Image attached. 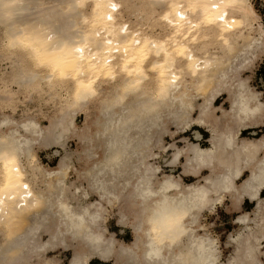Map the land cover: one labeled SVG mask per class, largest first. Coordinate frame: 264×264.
<instances>
[{"label":"bare ground","instance_id":"1","mask_svg":"<svg viewBox=\"0 0 264 264\" xmlns=\"http://www.w3.org/2000/svg\"><path fill=\"white\" fill-rule=\"evenodd\" d=\"M0 52L21 67L2 78L0 113L19 102L13 83L60 101L45 125L1 115L0 264L68 252V264H264V101L244 78L264 28L251 0H0ZM194 126L208 147L165 145ZM52 149L46 168L37 152ZM171 151L178 177L152 163ZM226 205L241 230L222 263L202 216ZM109 207L131 243L109 230Z\"/></svg>","mask_w":264,"mask_h":264},{"label":"rangeland","instance_id":"2","mask_svg":"<svg viewBox=\"0 0 264 264\" xmlns=\"http://www.w3.org/2000/svg\"><path fill=\"white\" fill-rule=\"evenodd\" d=\"M134 4H139L140 0H131ZM137 1V2H136ZM251 4L254 7V10L256 11V15L258 17V24L260 23L263 25L264 28V0H251ZM128 13V14H127ZM132 14L130 12L125 13V19L135 22L136 18L131 17ZM129 18V19H128ZM160 31V30H159ZM11 57V56H10ZM17 57V56H16ZM19 58V57H18ZM18 58H7L4 57L3 53L0 52V84H4L3 79L4 77L10 78L13 72H16V70L20 69V65L17 63ZM246 79H250L249 85L255 89L258 93L261 92V99L264 101V56L262 59L255 64L254 69L251 71H248L245 74ZM11 89L13 91L12 96L18 100L17 106L12 109L8 106H5L0 113V119L2 118L1 115H7L8 117H11L16 120H21L22 118L25 117H37L39 121H41L44 125L47 122V117L48 115H52L53 110L56 111L57 109L60 108L59 100L56 102H53L52 100H49L47 95H44L41 98V94L37 92H31L28 97H24L22 93H20V88L19 85L17 84H10ZM225 103V100L223 98H220L219 101L216 103L217 106H223ZM226 109L228 106L226 105ZM46 120V121H45ZM85 124V115L81 113L76 120V125L77 128L81 129L84 127ZM196 127V128H195ZM175 130V129H173ZM262 130V132H261ZM198 132H201L202 138L198 139L197 135ZM254 131H245L244 135L248 137H253L252 133ZM264 127L257 129L256 133L257 136L264 135ZM173 135L168 134L165 139L164 143L165 145L169 146L171 144L177 143L179 147H184L186 143L183 141H190L191 143H199L203 147H208L209 143V134L205 132V130H201L197 126H194L192 129L187 130L185 133H179L176 137H172ZM182 141V142H181ZM67 147V152H77L78 149V141L73 139L69 140V142L66 145ZM156 152H160L156 150ZM38 157L40 159V163L42 166L46 168H55L57 167V163L59 161V156L55 154V149L52 150H40L37 152ZM61 155L65 153L64 150H60ZM173 151L170 153L166 154L163 153L161 155V158L158 160L152 161V163H156V165H159L162 168V172L165 174H174V176L178 177L181 174V167H169L167 165V162L171 160L172 158ZM77 155H73V160L75 163V169H80V164L77 162L76 159ZM72 160V161H73ZM167 166V167H166ZM169 167V168H168ZM163 175H160L162 177ZM73 177V178H72ZM71 182H75V176H71ZM185 183H192L196 181L194 178H189L185 179ZM189 181V182H188ZM229 203L227 202V205ZM227 205L223 207H218L217 212L215 214H210V213H204L202 216V224L206 227V229L215 237L218 238L220 241V250H222V263L228 262L229 258L231 257V254L233 253L234 250L227 249V242H228V237L231 233H237L241 230V227L239 225H236L234 222L237 219V214L230 213L227 210ZM107 206V205H105ZM253 204H251L249 201H246V204L244 205V209L247 211H252L253 209ZM117 210L112 209L109 207L108 211V228L111 231V233H114L121 241H124L126 243H131L133 241V234L131 229L128 227H124L120 224H118V217H117ZM261 248L264 250V243L261 244ZM58 255L59 258L64 261L66 264L69 263V260L71 258V252H68L67 254H62L56 253L52 254V256ZM91 264H104L98 259H94ZM105 264H112V262L105 263Z\"/></svg>","mask_w":264,"mask_h":264},{"label":"crops","instance_id":"3","mask_svg":"<svg viewBox=\"0 0 264 264\" xmlns=\"http://www.w3.org/2000/svg\"><path fill=\"white\" fill-rule=\"evenodd\" d=\"M202 130V129H201ZM263 196H264V193H263ZM247 201V200H246ZM246 201L244 202V204H243V206H242V210L243 211H246V212H249V211H247V210H245L244 209V205L246 204ZM251 203V202H250ZM252 204V203H251ZM235 223V222H234ZM236 224V223H235ZM237 225V224H236ZM227 249L228 250H230V249H232L233 250V248H232V245L229 247L228 245H227ZM260 250L264 253V250H263V248H260ZM261 258V260L264 262V254L260 257Z\"/></svg>","mask_w":264,"mask_h":264}]
</instances>
